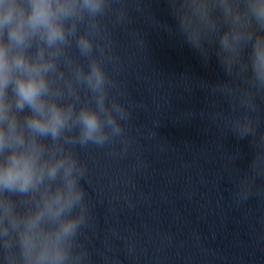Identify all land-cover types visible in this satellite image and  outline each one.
<instances>
[{"label": "clouds", "instance_id": "9594fccd", "mask_svg": "<svg viewBox=\"0 0 264 264\" xmlns=\"http://www.w3.org/2000/svg\"><path fill=\"white\" fill-rule=\"evenodd\" d=\"M166 3L175 27L165 30L203 63L214 55L227 77L205 88L227 101L228 115L210 118L252 151L247 170L239 150L225 163L236 203L264 196V0ZM107 18L125 24L126 0H0V264H92L80 241L91 211L77 149L123 142L131 115L109 70Z\"/></svg>", "mask_w": 264, "mask_h": 264}, {"label": "water", "instance_id": "95a60500", "mask_svg": "<svg viewBox=\"0 0 264 264\" xmlns=\"http://www.w3.org/2000/svg\"><path fill=\"white\" fill-rule=\"evenodd\" d=\"M126 3L125 24L105 23L117 57L109 70L131 115L123 142L102 150L135 264H264V196L237 204L236 170L225 168L239 150L247 170L249 142L210 118L228 107L205 82L227 77L214 55L203 63L165 30L175 27L166 0ZM260 116L264 124V105Z\"/></svg>", "mask_w": 264, "mask_h": 264}]
</instances>
